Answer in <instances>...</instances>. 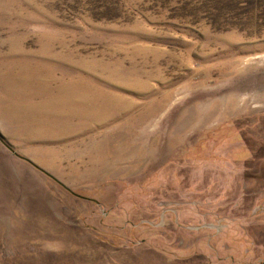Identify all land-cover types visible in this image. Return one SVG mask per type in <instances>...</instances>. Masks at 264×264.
<instances>
[{
    "label": "rangeland",
    "instance_id": "1",
    "mask_svg": "<svg viewBox=\"0 0 264 264\" xmlns=\"http://www.w3.org/2000/svg\"><path fill=\"white\" fill-rule=\"evenodd\" d=\"M0 264H264V0H0Z\"/></svg>",
    "mask_w": 264,
    "mask_h": 264
}]
</instances>
